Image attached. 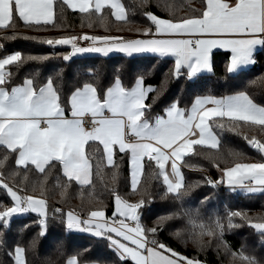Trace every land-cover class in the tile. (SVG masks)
I'll list each match as a JSON object with an SVG mask.
<instances>
[{
	"label": "snow or ice",
	"instance_id": "obj_1",
	"mask_svg": "<svg viewBox=\"0 0 264 264\" xmlns=\"http://www.w3.org/2000/svg\"><path fill=\"white\" fill-rule=\"evenodd\" d=\"M133 5L135 7H126L122 0H0V30H11L10 35L5 32V39L23 36L18 31L20 27L35 31H46L49 26L61 27L55 23L57 9L61 16L65 8L78 11L82 14V24L87 21L91 28L94 23H99L105 32H110L107 23L109 11L115 21L129 23L134 21H130L127 13L131 11L134 15L138 7L146 18V26L134 30L135 37L87 33L23 36L51 48L69 47L64 53L24 55L21 51H14L0 57V149L5 150L0 158V169L6 167L10 156L17 166L7 176L0 171V190L9 201L0 200V253L6 254L12 264H28V249L19 244L7 248L6 232L12 218L36 214L38 220L34 223L39 227L38 236L44 237L50 219L45 187L48 174L58 167L62 177L66 178L63 183L57 179L61 197L72 182L81 189L92 184V158L101 149L95 147V152L87 155L85 146L91 149L98 142L102 146V156L96 160L97 175L103 169V161L106 160L108 165L114 164L117 151L127 156L131 174L130 194L139 195V199L130 201L112 188L109 194L114 207L110 216H106L107 205L98 200L84 215L75 209L65 211L56 207L51 218H63L68 231L87 233L103 241L116 257L114 261H104L103 264H128V261L132 264H206V261L196 256L188 257L159 239L160 233L170 227L173 228L171 235L177 239L187 238L198 251L211 247L215 241L217 251L222 248L231 257V264H264V259L246 252L244 245L233 250L224 239L226 231L247 224L260 235L264 245V215L253 217L243 210H228L223 216L214 213L205 219L199 208L183 206L184 198L202 182L212 188L225 184L229 190L239 189L245 194L264 192V139L257 138L255 134L250 137L244 134L247 144L259 153V159L252 162H246L248 158L241 152L230 151L231 160L223 159L219 152H198L197 155H203L219 171L218 179L205 176L202 182L185 184L180 164L186 155L193 152L194 146L218 149L221 141L214 127L223 129L225 121L233 132L242 128H259L264 132V106L254 102L244 90L224 95L209 92L196 94L190 106H181L177 98L161 113L153 114V106L171 80L183 78L195 84L201 73H214V49L226 50V72L230 75L256 62L254 53L257 46L264 48V0H201V8L191 9L184 16L176 15L170 6H166L167 18L149 10L151 0H133ZM121 31L123 29H117V32ZM81 41H88V46H83ZM3 47L0 44V49ZM111 52L128 57L138 53H152L159 58L170 56L174 63L164 73L160 87L146 85L143 75L125 85L117 75L106 90L92 82H84L63 96L52 76L38 81L35 78L37 73L20 83L14 82L19 68L27 61L42 62L56 57L68 62L78 54L108 56ZM59 75L57 72L56 76ZM149 93L154 95L150 103H145ZM145 158L149 167L154 164L158 170L154 177L162 179L161 197L181 202L179 212L157 217L152 226L142 223L140 212L146 203L151 202V193L146 189L137 190ZM21 168L25 179L34 169L45 174L44 180L31 185H25L23 181L9 184L8 177L15 180L21 175ZM116 175L113 172L114 178ZM93 199L97 198L90 194L89 202ZM209 199L205 197L203 202ZM236 218H239V223ZM206 236L211 239L205 241ZM36 243L34 237L29 249ZM79 256L80 253L69 256L66 264H81ZM0 264H5L4 260L0 259Z\"/></svg>",
	"mask_w": 264,
	"mask_h": 264
},
{
	"label": "trees",
	"instance_id": "obj_2",
	"mask_svg": "<svg viewBox=\"0 0 264 264\" xmlns=\"http://www.w3.org/2000/svg\"><path fill=\"white\" fill-rule=\"evenodd\" d=\"M122 2L126 7H135L133 0H122ZM166 6H170L176 15L184 16L191 9L201 8V0H151L149 10L162 18H167L169 12L166 10ZM127 14L130 21L134 22L115 21L109 11L107 23L110 32H105L104 27L100 26L99 23H94L91 28L87 26V21L82 24V14L78 11L65 8L61 16L57 9L55 23H58L61 27L49 26L46 31H56L55 33L63 35L66 33L64 31L69 30H85L95 32L98 35H132L136 34L134 31L136 28L146 26V18L141 15V10L138 7L135 8L134 15L131 11ZM118 28L123 29V31L117 32ZM129 29L133 31H129ZM18 31L23 33V36H36L33 34L35 31L33 29L20 27ZM5 32L10 35L11 30H0V44L4 46L0 49V57L4 54H11L14 51H21L24 55H46L53 52L64 53L68 50V46L51 48L38 41L25 39L23 36H18L16 39H5ZM226 59V52H214V73L200 74L195 84L183 78L178 81L171 80L166 89L163 90L157 104L153 106V114L161 113L167 104L177 98L181 106H190L191 100L196 94H209V92L214 95H224L244 90L250 94L254 102L264 106V48L261 47L258 50L255 55L256 62L249 69L242 70L234 75L227 74ZM172 64V60L152 55H134L132 57L122 54L108 56L78 55L72 57L68 62L53 57L42 62H25L19 68L14 82L20 83L24 78L37 73L38 75L35 78L38 81L52 76L57 80L63 96L69 95L75 87L82 86L84 82H92L100 89L106 90L114 82L117 75L120 76L125 85H130L136 77L143 75L146 85L160 87L164 79V73ZM57 72L60 73L58 77L56 76ZM152 95L154 93H149L145 103L151 102ZM214 131L217 132L221 141L218 149L213 150L204 146H194L193 152L184 157L182 172L185 177V184L197 181L202 182L205 176L212 179L219 178L216 168L203 155H197L198 152H219L223 159L231 160L228 153L235 151L244 153L248 158L246 162L259 159V153L252 149L243 138L244 134L249 137L255 134L257 138L264 139V132H261L259 128H242L233 132L228 129L225 121L223 129L214 127ZM89 144H93V142H89ZM95 147H100L101 151L92 158V184L81 189L79 185L72 182L65 195L61 197V189L57 187V179L59 178L60 182L63 183L66 178L62 177L58 167L48 174L45 187L48 190V214L50 219L47 234L44 237L38 236L39 227L37 223H34V221L38 220L36 214L27 213L12 218L10 227L6 232L7 248H12L14 245L19 244L28 249L26 251L28 264H50V262L51 264H65L68 257L76 253H80L79 260L81 264H85V262H100V264H103L104 261H114L116 259L103 241L97 240L89 234L68 231L63 218H51L53 209L56 207H61L65 211L75 209L78 214L84 215L94 207L98 200L104 201L107 205L106 216H110L114 207L113 199L109 194L112 188L117 189L122 196L130 201L139 199V195L130 194L132 190L129 186L128 157L117 151L114 155V164L108 165L106 161H103V169L97 175L95 164L96 160L102 156V147L96 142L91 149L86 145L85 151L87 155H91L95 152ZM4 152L5 150L0 149V158L3 157ZM185 164L195 165L196 167H186L184 166ZM16 167L14 158L10 156L6 167L0 169V171L7 176L8 172L16 169ZM20 171V176L16 177L15 180L8 177L7 182L12 184L23 181L25 185H31L44 180L45 174L37 173L34 169L28 172L27 179L23 176L24 169L21 168ZM156 171L158 170L155 165L153 164L149 167L147 158H145L144 171L137 190L146 189L152 196L151 202L146 203L140 210L142 223L148 226H152L153 221L161 215L181 210V202L175 201L171 197H161L163 192L162 179L154 177L153 174ZM113 172L117 174L115 178L113 177ZM90 194L97 198L93 199L91 203L89 202ZM205 197L210 198L206 203L203 202ZM0 200L9 202L3 190H0ZM183 206L185 208H199L201 215L205 219L214 213L223 216L228 210H243L249 216L255 217L264 215V192L245 194L237 190L233 192L221 185L217 188H212L202 182L199 186L194 187L190 194L184 198ZM224 222L226 224V220ZM236 222H240L239 218H236ZM175 223L180 225L179 221ZM26 225L28 227L21 232L20 229ZM172 231L173 228L171 227L162 231L159 239L188 257L196 256L206 261V264H228L221 254L222 250L219 249L217 251L215 241L212 242L211 247L204 251H198L190 240H187V238L177 239L170 234ZM34 237L37 240L36 246L29 249V244ZM210 239L207 236L204 237L205 241ZM224 239L231 245L233 250H239L244 245L246 252L254 254L258 259H264V245L261 244V237L247 224L239 228H233L231 231H226ZM0 259L4 260L5 264H12L6 254L0 253ZM128 264H132V262L128 261Z\"/></svg>",
	"mask_w": 264,
	"mask_h": 264
},
{
	"label": "rangeland",
	"instance_id": "obj_3",
	"mask_svg": "<svg viewBox=\"0 0 264 264\" xmlns=\"http://www.w3.org/2000/svg\"><path fill=\"white\" fill-rule=\"evenodd\" d=\"M56 31H34L33 34H35L36 36H39V37H55V36H59V35H62V34H57L55 33ZM66 33H64V35H80L82 33H87L89 35H93V34H96L95 32H88V31H85V30H69V31H64ZM98 35V34H96ZM104 35V34H102ZM113 35V34H112ZM120 35H124V34H120ZM132 35H136V34H132ZM124 36H130V35H124ZM63 47V46H62ZM69 47V46H68ZM78 55H85V53L83 54H78ZM76 55V56H78ZM224 186L227 187V185L223 184ZM256 193H259V192H256ZM24 215V214H23ZM75 230H73L74 232ZM75 232H79V231H75ZM81 233V232H79ZM85 234V233H83ZM221 254L223 255V258L225 259V261L229 264L231 263V257H229L228 255H226V253L224 252V250L221 248Z\"/></svg>",
	"mask_w": 264,
	"mask_h": 264
},
{
	"label": "crops",
	"instance_id": "obj_4",
	"mask_svg": "<svg viewBox=\"0 0 264 264\" xmlns=\"http://www.w3.org/2000/svg\"><path fill=\"white\" fill-rule=\"evenodd\" d=\"M71 10V9H70ZM73 11V10H72ZM113 19L115 20V18L113 17ZM128 37H135V35H130V36H128ZM260 46H257V49H256V51H255V53H254V56L256 55V53L258 52V50H260ZM216 51H221V52H226V50H224V49H214L213 50V52H216ZM112 54H122V55H124L123 53H119V52H111V53H109L108 55H112ZM85 55H101V54H97V53H85ZM134 55H152V56H155L154 54H152V53H138V54H133V56ZM103 56V55H102ZM163 59H169V60H172L173 61V63H174V59L172 58V57H164ZM253 65V64H252ZM252 65H249V66H244V67H242L238 72H240V71H242V70H246V69H249ZM237 72V73H238ZM201 74H207V72H205V73H201ZM231 75H234V74H231ZM98 143V142H97ZM102 147V146H101ZM106 161V160H105ZM182 162H183V160L182 161H180V164H181V166H182ZM106 163H107V161H106ZM128 171H129V186H130V189H131V174H130V166H129V158H128ZM216 171H217V173H218V175H219V177H220V173H219V171L216 169ZM143 173V172H142ZM142 173H141V175L139 176V182H140V179H141V176H142ZM138 185H139V183H138ZM138 185H137V187H138ZM221 186H224L223 184L221 185ZM224 187H226V186H224ZM226 188H228V187H226ZM237 191H240L239 189H237ZM242 192V191H241ZM75 232V231H74ZM79 233V232H78ZM85 234H87V233H85ZM67 261V260H66ZM66 264V263H65Z\"/></svg>",
	"mask_w": 264,
	"mask_h": 264
},
{
	"label": "built area",
	"instance_id": "obj_5",
	"mask_svg": "<svg viewBox=\"0 0 264 264\" xmlns=\"http://www.w3.org/2000/svg\"><path fill=\"white\" fill-rule=\"evenodd\" d=\"M83 46H88L89 42L88 41H81L80 42ZM85 119H89V117H85Z\"/></svg>",
	"mask_w": 264,
	"mask_h": 264
}]
</instances>
